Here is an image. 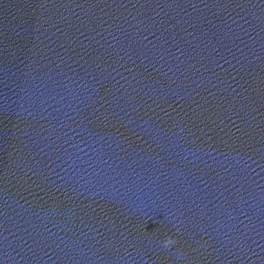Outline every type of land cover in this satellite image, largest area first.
I'll return each instance as SVG.
<instances>
[{"label": "water", "instance_id": "95a60500", "mask_svg": "<svg viewBox=\"0 0 264 264\" xmlns=\"http://www.w3.org/2000/svg\"><path fill=\"white\" fill-rule=\"evenodd\" d=\"M0 264H264V0H0Z\"/></svg>", "mask_w": 264, "mask_h": 264}, {"label": "clouds", "instance_id": "9594fccd", "mask_svg": "<svg viewBox=\"0 0 264 264\" xmlns=\"http://www.w3.org/2000/svg\"><path fill=\"white\" fill-rule=\"evenodd\" d=\"M177 243V241L171 237V236H167L163 239V241L161 242L162 247L164 249H171L173 245H175Z\"/></svg>", "mask_w": 264, "mask_h": 264}]
</instances>
